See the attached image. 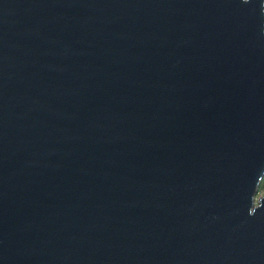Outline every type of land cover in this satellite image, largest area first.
I'll return each mask as SVG.
<instances>
[{
    "label": "water",
    "instance_id": "95a60500",
    "mask_svg": "<svg viewBox=\"0 0 264 264\" xmlns=\"http://www.w3.org/2000/svg\"><path fill=\"white\" fill-rule=\"evenodd\" d=\"M264 0H0V264H264Z\"/></svg>",
    "mask_w": 264,
    "mask_h": 264
},
{
    "label": "rangeland",
    "instance_id": "374dc122",
    "mask_svg": "<svg viewBox=\"0 0 264 264\" xmlns=\"http://www.w3.org/2000/svg\"><path fill=\"white\" fill-rule=\"evenodd\" d=\"M264 194V178L261 182V185H260V188H259V191H258V194H257V200H258V197H260L261 195Z\"/></svg>",
    "mask_w": 264,
    "mask_h": 264
}]
</instances>
